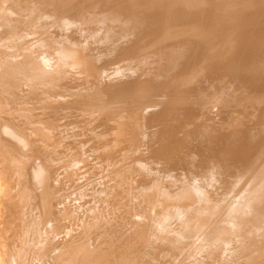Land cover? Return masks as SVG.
<instances>
[{"label": "bare ground", "instance_id": "1", "mask_svg": "<svg viewBox=\"0 0 264 264\" xmlns=\"http://www.w3.org/2000/svg\"><path fill=\"white\" fill-rule=\"evenodd\" d=\"M0 264H264V0H0Z\"/></svg>", "mask_w": 264, "mask_h": 264}]
</instances>
